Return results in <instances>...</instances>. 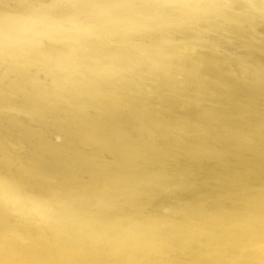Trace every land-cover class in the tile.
<instances>
[{
	"label": "rangeland",
	"instance_id": "374dc122",
	"mask_svg": "<svg viewBox=\"0 0 264 264\" xmlns=\"http://www.w3.org/2000/svg\"><path fill=\"white\" fill-rule=\"evenodd\" d=\"M0 264H264V0H0Z\"/></svg>",
	"mask_w": 264,
	"mask_h": 264
}]
</instances>
